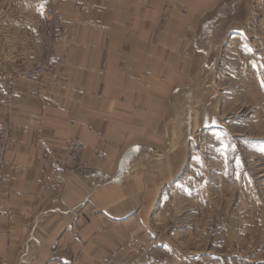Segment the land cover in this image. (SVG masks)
<instances>
[{
  "label": "crops",
  "instance_id": "0c3cea01",
  "mask_svg": "<svg viewBox=\"0 0 264 264\" xmlns=\"http://www.w3.org/2000/svg\"><path fill=\"white\" fill-rule=\"evenodd\" d=\"M246 1L57 0L68 37L55 41L41 12L0 11V264H210L176 248L184 230L156 226L172 181L161 136ZM38 65V82L16 76ZM68 141L85 146L71 160ZM56 163L59 194L39 185ZM129 240L143 247L120 251Z\"/></svg>",
  "mask_w": 264,
  "mask_h": 264
},
{
  "label": "rangeland",
  "instance_id": "374dc122",
  "mask_svg": "<svg viewBox=\"0 0 264 264\" xmlns=\"http://www.w3.org/2000/svg\"><path fill=\"white\" fill-rule=\"evenodd\" d=\"M246 3L251 10L242 11L239 21L228 19L208 67L172 97V125L161 136V152L171 150L172 181L154 212L156 226L184 230L183 238L174 239L176 248L194 251V258L203 253L210 264H264V0ZM52 5L58 11L57 0H0V11H39L47 38L66 40L62 19L55 27L47 16ZM37 67L43 70L36 79L23 77L25 71L16 76L38 82L45 68L31 69ZM199 96L217 105L213 122L191 125L179 141L174 137L179 115ZM68 154L71 160L74 154ZM151 161L145 157L142 165ZM0 175L1 189L2 169ZM42 179L43 174L44 190ZM64 185L59 192L44 191L59 194ZM142 247V241L129 240L119 250ZM161 260L174 264L173 255Z\"/></svg>",
  "mask_w": 264,
  "mask_h": 264
},
{
  "label": "built area",
  "instance_id": "2783aa9c",
  "mask_svg": "<svg viewBox=\"0 0 264 264\" xmlns=\"http://www.w3.org/2000/svg\"><path fill=\"white\" fill-rule=\"evenodd\" d=\"M52 2L54 5V1ZM53 5L52 8L49 11H47V16L51 21H55L54 26L56 27L61 22V16L58 13V11L53 7ZM42 70H43L42 67H37L35 69L25 71L21 75L23 77L36 79L42 74ZM8 140L9 138L7 132L6 133L3 132L2 134H0V173L4 163V154L6 151ZM82 149H84V146L80 144L73 142H69L67 144V150L68 153H70V155H73L75 152ZM0 182H1V175H0ZM41 184L44 190H49L51 192L61 191L64 182L62 178V168L59 163L50 165L48 167V169L43 173V179ZM103 264H113V263L111 261H107L104 262Z\"/></svg>",
  "mask_w": 264,
  "mask_h": 264
},
{
  "label": "bare ground",
  "instance_id": "6f19581e",
  "mask_svg": "<svg viewBox=\"0 0 264 264\" xmlns=\"http://www.w3.org/2000/svg\"><path fill=\"white\" fill-rule=\"evenodd\" d=\"M205 86H207V85H205ZM207 92H208V90H207ZM199 97H200V99H199V101L197 100V102H196V100H194V101L191 100V104L189 105V107H187L184 110L185 113H184L183 116H180L179 115V118H180L179 119V122L180 123H179V125H177V128L174 130V137L177 140H179V141H180V139H181L182 136L183 137L185 136L186 130L191 125H194L195 126L196 123H197V124H203V125L206 126V125H209V124H211L213 122V119H214V117L216 115V112H217V105L216 104H213L212 106H209L208 103H206V101H205V97H203V96H199ZM3 132L4 133H6V132L8 133V131L5 130V131H2L0 134H2ZM8 138H9V133H8ZM179 141H177V142H179ZM180 143L181 142H179V144H178L177 151L180 149L179 148ZM7 145H8V143H7ZM6 148H7V146H6Z\"/></svg>",
  "mask_w": 264,
  "mask_h": 264
}]
</instances>
